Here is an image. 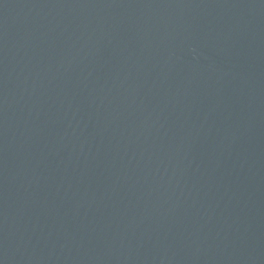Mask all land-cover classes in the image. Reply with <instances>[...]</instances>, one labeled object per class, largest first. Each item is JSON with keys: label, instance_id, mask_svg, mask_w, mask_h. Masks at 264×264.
Here are the masks:
<instances>
[{"label": "water", "instance_id": "water-1", "mask_svg": "<svg viewBox=\"0 0 264 264\" xmlns=\"http://www.w3.org/2000/svg\"><path fill=\"white\" fill-rule=\"evenodd\" d=\"M201 3L264 175V0H201Z\"/></svg>", "mask_w": 264, "mask_h": 264}]
</instances>
